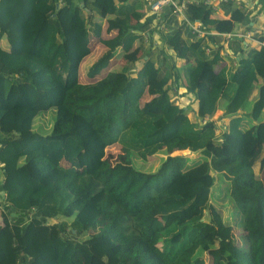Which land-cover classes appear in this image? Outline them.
I'll use <instances>...</instances> for the list:
<instances>
[{"label": "trees", "instance_id": "trees-1", "mask_svg": "<svg viewBox=\"0 0 264 264\" xmlns=\"http://www.w3.org/2000/svg\"><path fill=\"white\" fill-rule=\"evenodd\" d=\"M65 1L61 18L63 0H0V264H264V178L254 170L264 153V46L245 50L234 38L232 69L222 65L223 45L205 52L220 37L192 42L177 24L159 35L185 62L170 68L166 52L158 66L141 57L137 69L141 35L125 29L141 22L135 3ZM226 6L229 18L202 3L185 12L228 33L243 12ZM84 9L96 14L87 21ZM161 19L176 20L169 11ZM94 39L104 51L80 82ZM118 50L122 64L112 62ZM173 70L192 101L170 96ZM218 108L219 136L201 122ZM245 119L256 123L254 139L241 152L213 154L215 139L244 141ZM156 153L159 165L143 169ZM216 174L230 187L236 231L213 203Z\"/></svg>", "mask_w": 264, "mask_h": 264}, {"label": "crops", "instance_id": "crops-1", "mask_svg": "<svg viewBox=\"0 0 264 264\" xmlns=\"http://www.w3.org/2000/svg\"><path fill=\"white\" fill-rule=\"evenodd\" d=\"M83 1H85V0H82V2ZM122 1L123 0H115V3L116 4H119ZM127 1L130 2V3H135L136 7L138 8L137 10L140 11L141 13H143V16H142V18L140 20L141 22H139L137 24L131 23L130 25H126L125 26V29H129L130 31L135 30L140 35H141L142 30L147 29V30H149L148 32L146 31L147 32V36L151 37L150 34H151V31H154L153 28H154V23L156 22V16L149 11V6L147 5L146 0H127ZM149 4H150V1H149ZM262 9H264V0H256L255 6L253 8L246 9V13H243V21L240 24H238L239 25L238 27L243 28L244 25H245L244 22H248L249 25H250V27H254V28L260 29L261 32H262V35H264V17H262L259 14ZM86 10L87 9H84V11H86ZM227 11H228V6H226L224 4H220V5H218V10L217 11H214V13L217 14V15H219V16H221V17L229 18L232 15L233 11L230 14H228ZM166 12H167V10L165 11V13ZM92 13H94V11ZM165 13H164V15H165ZM60 14H61V12H60ZM66 14H67V8H66V13L63 12V14H61V15H63V17H65ZM85 14H88V12H84V15ZM91 15H90L89 18H91ZM160 16H162V15H160ZM63 17H61V18H63ZM159 20L160 21H163V22L164 21H167V20H162L161 18H159ZM165 24H166V26L163 25V27L165 29H167V27H168L167 26V23H165ZM177 24H178L177 20H174V22L172 21L170 25L177 26ZM147 25H149V28H148ZM104 26H105V23H104ZM113 33L114 32H110L107 35L110 36ZM158 36H159L158 34H155L152 37L154 39H157ZM183 36L186 37L188 40H190L192 42H195L193 40V37L190 38V36H188V34L184 35V33H183ZM140 39L136 42L137 45H139L138 43L140 42ZM144 42H145V39H144ZM159 42H160V44H162L161 40H158L157 41V44ZM141 44L143 45V43H141ZM91 47L92 48H91L90 54L87 55L83 59V61L81 62L80 66L82 64H84L86 61H88V62L89 61H92V59L95 57V55L96 54H101L103 52V49H104L103 46L96 39H94L92 41ZM165 50H166V52H167L168 55H170V54L172 55V58L174 60H176L178 62V64H180V62H183V63L185 62V60H183V59L175 58L173 56V51L171 49L165 48ZM117 53L119 54L120 57H117V58H114L113 59V60L116 61L115 63H117V64L124 63V59L122 57V52L120 50H118ZM151 53L153 54L154 58L157 57L155 55L156 53H155L154 50H152ZM142 54H143V52L140 51L139 52V55L141 56ZM163 54H165V53L164 52H161V53H159V56L162 58ZM142 58L144 60L147 59V58H151L152 59L151 55H148L147 53L145 55H143ZM113 60H112V62H113ZM172 62H175V61L172 60ZM235 62H236V66L240 63V59L238 58V54L237 53H233L232 54V57L227 58L226 62L225 63H222V65H225V66H228V67H230L232 69H235V67H236L234 65ZM180 65H177L176 64L177 67L180 66ZM172 72H173V75H171V78L174 77V76H176V77H178V79L180 81V78L177 75V73L174 70ZM85 74H86V72L80 73V67H79V80H80V82H86V81H88L86 79V77H85ZM171 78H170V81H171ZM179 81H175L174 83H176V82L178 83ZM255 94H256V90L253 91L252 97L255 96ZM39 95L40 96H39V99H38V103L40 104V106H44L45 100H44V97L42 96L43 94L40 93ZM190 114L191 115H189V116H193L194 117V120H193L194 122H196V119H197V121L199 120L198 118H196V116L192 112ZM207 119H209V121H212L214 123L215 128L217 130V134L219 135V133L224 129L225 124H226V117L224 116L223 110H219V108H218L216 110V112L211 117H205L204 119L201 120V122L203 123ZM255 124H256L255 122H253V124H250V122L245 119L244 124H243V127L246 128V132L244 133V141L241 142L240 145H238V146H240L239 147V152L242 151L243 147L246 144H248L249 142H251L254 139L253 132H254ZM258 145H259V143H257L255 145V147L257 148ZM254 170L255 171H257V170L260 171V173L262 174V177H264V153L262 154L260 160H258L255 163ZM0 216H1V214H0ZM3 221L6 224L7 221L5 219Z\"/></svg>", "mask_w": 264, "mask_h": 264}, {"label": "rangeland", "instance_id": "rangeland-1", "mask_svg": "<svg viewBox=\"0 0 264 264\" xmlns=\"http://www.w3.org/2000/svg\"><path fill=\"white\" fill-rule=\"evenodd\" d=\"M64 1V4L61 5L59 8L61 9V14H63V12L66 13V1ZM149 1L150 0H146L147 2V5L149 6ZM94 13L96 14V10H93ZM243 13H246V10L245 9H242L241 10ZM84 12H88L87 10L84 11ZM59 14L58 17H63V15ZM92 14V12H88V14H85L86 16V19L87 21L90 20V15ZM92 16V15H91ZM160 17H156V22L154 23V31H151V37L147 36V32L149 30L145 29V30H142L141 32V39H140V42L138 43L139 46L141 47L142 49V52L143 54H148V55H151L152 59H154V62H155V66H158L159 64V53L161 52H164L166 54V50H165V47L160 44V42L157 44V41L158 40H161V37L159 35V32L162 28H160L161 25H165L166 24L163 22V21H160L159 20ZM160 23V24H159ZM148 28H149V25H147ZM168 26V24H167ZM169 29H173V28H176L174 25H170L168 26ZM164 30H166L164 27H163ZM147 31V32H146ZM155 34H158L159 36L157 37V39H154L152 36L155 35ZM187 34V31L185 30L184 31V35ZM144 39H145V42H144ZM152 41V42H151ZM143 43V45L141 44ZM104 48V47H103ZM152 50L155 51V55L157 57L154 58L153 54L151 53ZM104 51V49H103ZM143 54L140 56V59L135 63V66L136 68L138 69L140 66H142V63H143V59L141 58L143 56ZM101 54H96L95 57L92 59V61H86L84 64H82L80 66V73H83V72H86L87 68L89 67V65ZM87 59V58H86ZM172 60L175 61L174 63L177 64V65H180L181 63L183 62H180V64H178V62L176 60H174L173 58H170L167 57V55H165V62L170 66H172ZM116 61L113 60V63H115ZM173 73V72H172ZM86 77V76H85ZM84 77V78H85ZM151 79H153V76L149 77V82L152 81ZM175 81H179L178 77L174 76L171 78V81L169 80V84L168 86H170V96L176 100L178 103H185V100H188L189 102L192 101L193 97L192 95L190 94H187L185 92V90L183 89V87L180 85V81L177 83H174ZM175 84H178V85H175ZM175 85V87H173ZM148 96L147 95H144V101L145 99H147ZM143 101V100H142ZM251 100L250 102H248L246 104V107H250L251 105ZM219 110H222L219 108ZM191 113V112H190ZM189 113V115H191ZM191 117L192 120H194V117L193 116H189ZM196 122L199 124V120L197 121L196 119ZM215 143V146L216 148H211V150L213 151V154L215 155H220L222 153H226L227 152H238L239 151V148H238V142H231L229 143L228 140H227V145L224 146L226 144V142H224L223 144L221 143V141H218L217 139H215L213 141ZM231 147V148H230ZM220 150V151H219ZM118 148L115 146V145H111L109 147L106 148V154H109L111 156V158H115V155L116 153H118ZM184 154H190V152H188V150H183L182 151ZM164 157V155L160 154V153H156V155L152 156L149 160L145 161L144 162V165H143V169H155L160 161L162 160V158ZM31 166V164H30ZM257 172V176L260 177V178H264L262 177V174L260 173V171H255ZM216 180L217 182L215 183L216 184V188H214V194L215 196L213 197V203H215L219 209H221L222 211V214L223 216L229 221L231 222L233 225H234V230L236 231V228L238 227V224H237V219H236V211L233 207V204H232V201L231 199L229 198V191H230V187L228 185V182L227 181H224L220 178V174H216ZM56 220L55 219H51L50 222H55ZM239 233L236 232L235 235H238ZM87 235H84L82 236L83 238L86 237ZM206 261L208 262V259L206 258Z\"/></svg>", "mask_w": 264, "mask_h": 264}, {"label": "built area", "instance_id": "built-area-1", "mask_svg": "<svg viewBox=\"0 0 264 264\" xmlns=\"http://www.w3.org/2000/svg\"><path fill=\"white\" fill-rule=\"evenodd\" d=\"M189 3H202L214 12L218 10V5H228L230 3L234 4L235 8L246 10L253 8L256 0H150L149 11L160 18L162 17L160 15H163L166 10L169 11L177 20L178 25H183V30L188 29L190 31L194 41L211 35L220 37L218 42H209V44L205 46V52L210 54L214 49L223 45L224 48L220 51V55L224 60L222 61L223 63L226 62L227 58L232 57L233 52L230 49V43L234 38H239L241 40V44L245 50L264 46V35H262L261 30L258 28L248 27L246 25L240 28L238 27L240 23H236L237 26H235L233 32L217 33L203 26L201 22L190 19L185 12ZM259 14L264 17V9H262ZM160 28H163V25H161ZM234 65L236 66V62ZM1 170L2 163L0 161V171ZM0 211L5 212L2 206H0Z\"/></svg>", "mask_w": 264, "mask_h": 264}, {"label": "water", "instance_id": "water-1", "mask_svg": "<svg viewBox=\"0 0 264 264\" xmlns=\"http://www.w3.org/2000/svg\"><path fill=\"white\" fill-rule=\"evenodd\" d=\"M0 227H2V228L6 227L2 216H0Z\"/></svg>", "mask_w": 264, "mask_h": 264}, {"label": "clouds", "instance_id": "clouds-1", "mask_svg": "<svg viewBox=\"0 0 264 264\" xmlns=\"http://www.w3.org/2000/svg\"><path fill=\"white\" fill-rule=\"evenodd\" d=\"M207 120H209V119H207ZM206 120V121H207ZM216 133H217V131H216ZM222 133V131L219 133V134H221ZM217 136H218V134H217ZM1 178L3 179V176H1ZM3 201H1V197H0V206H2L3 207ZM3 220H4V218H3ZM9 223H10V219H9Z\"/></svg>", "mask_w": 264, "mask_h": 264}]
</instances>
